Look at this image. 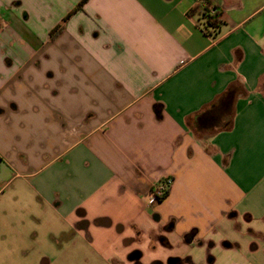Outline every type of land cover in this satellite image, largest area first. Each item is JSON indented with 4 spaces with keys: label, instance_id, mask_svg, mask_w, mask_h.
<instances>
[{
    "label": "crops",
    "instance_id": "crops-1",
    "mask_svg": "<svg viewBox=\"0 0 264 264\" xmlns=\"http://www.w3.org/2000/svg\"><path fill=\"white\" fill-rule=\"evenodd\" d=\"M82 1L0 3V196L13 167L106 264H264V0H209L217 38L206 0Z\"/></svg>",
    "mask_w": 264,
    "mask_h": 264
},
{
    "label": "rangeland",
    "instance_id": "rangeland-1",
    "mask_svg": "<svg viewBox=\"0 0 264 264\" xmlns=\"http://www.w3.org/2000/svg\"><path fill=\"white\" fill-rule=\"evenodd\" d=\"M11 1L0 0V3L4 6ZM23 1L26 7L24 9L30 11L29 0ZM0 8V14L5 13L2 11L3 7ZM32 17L31 26L40 28L42 24L38 21V17L34 15ZM12 169L13 167L10 173H5L9 176V181L0 196V218H23L26 220V226L21 232L24 236L20 240L16 239V247L5 249L6 254L1 257L0 264H46V262L48 264H106L105 262H108L97 254L88 242L72 237L64 238L61 233L67 229L66 224L55 221L56 216L48 210L42 212V208L34 204L35 197L33 198L28 190L21 191V203L17 205V190L23 186L25 180L18 170H13L12 177ZM33 218H48L50 223L38 222ZM68 231L70 235L75 236L74 232L69 229ZM18 240L21 244H17Z\"/></svg>",
    "mask_w": 264,
    "mask_h": 264
},
{
    "label": "trees",
    "instance_id": "trees-1",
    "mask_svg": "<svg viewBox=\"0 0 264 264\" xmlns=\"http://www.w3.org/2000/svg\"><path fill=\"white\" fill-rule=\"evenodd\" d=\"M87 0H84L82 1L78 7L74 10L77 11L81 8H83L85 2ZM215 11L214 14H211L212 11ZM195 13H200V15L202 16V20H204V24H203V29L204 31L214 37V38H217L218 36V29L221 25V16H222V13L218 10L217 7H212V4L209 0H206V3H205V7L203 10H200V7H196L191 13L190 15L192 14H195ZM72 14H69L65 20H64V23H66L70 18H71ZM63 25V24H62Z\"/></svg>",
    "mask_w": 264,
    "mask_h": 264
},
{
    "label": "built area",
    "instance_id": "built-area-1",
    "mask_svg": "<svg viewBox=\"0 0 264 264\" xmlns=\"http://www.w3.org/2000/svg\"><path fill=\"white\" fill-rule=\"evenodd\" d=\"M214 12L213 10L211 14H214ZM172 183V179L167 178L159 186L154 187L148 195V204L152 205L163 201L168 196Z\"/></svg>",
    "mask_w": 264,
    "mask_h": 264
}]
</instances>
